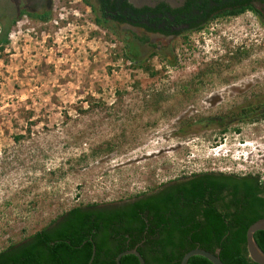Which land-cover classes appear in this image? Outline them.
<instances>
[{"label":"rangeland","instance_id":"obj_1","mask_svg":"<svg viewBox=\"0 0 264 264\" xmlns=\"http://www.w3.org/2000/svg\"><path fill=\"white\" fill-rule=\"evenodd\" d=\"M36 1L19 3L50 6L49 21L20 18L0 51V250L73 207L119 204L191 174L264 181V115L241 118L264 106V17L213 22L160 56L141 47L136 68L89 4ZM16 2L0 0V27Z\"/></svg>","mask_w":264,"mask_h":264},{"label":"trees","instance_id":"obj_2","mask_svg":"<svg viewBox=\"0 0 264 264\" xmlns=\"http://www.w3.org/2000/svg\"><path fill=\"white\" fill-rule=\"evenodd\" d=\"M19 1L16 2L17 16L0 27V51L8 45L11 25L20 18L26 16L41 23L51 18L50 6L42 12L38 8L41 13H32ZM238 1L228 0L229 6ZM252 1L243 0L245 7L225 16L256 14L250 4ZM95 24L103 29L99 20H95ZM137 56L129 51L128 45L124 47V59L133 67L142 68ZM241 115L243 121V118L251 120L255 115L263 116L264 106L244 108ZM194 124L184 125L183 130ZM217 124L225 125L222 121ZM114 146L108 144L104 150L111 151ZM102 152L96 150L90 156L95 159ZM10 204L6 201L4 206ZM26 205L27 209L34 210L38 203L30 201ZM262 218L264 181L258 175L195 173L170 180L150 193H139L119 204L73 207L19 242L6 239L8 245L0 250V264H88L93 249L91 264H116L120 253L132 249L139 252L145 264H180L182 257L196 248L218 253L223 264H255L248 258L245 235L248 227ZM9 223L6 219L5 226ZM254 240L264 253V232L255 233ZM120 264L139 263L134 256L127 255L120 259ZM187 264L211 263L194 256Z\"/></svg>","mask_w":264,"mask_h":264},{"label":"flooded vegetation","instance_id":"obj_3","mask_svg":"<svg viewBox=\"0 0 264 264\" xmlns=\"http://www.w3.org/2000/svg\"><path fill=\"white\" fill-rule=\"evenodd\" d=\"M88 4L94 20L120 41L122 49L128 45L129 51L139 54L141 47L148 46L156 56L174 41L189 42L191 35H203L213 22L231 18L225 13L245 7L243 0L233 6L228 0H208L207 4L206 0H147L136 6L131 0H91ZM250 4L257 11L252 14L264 17V3L254 0Z\"/></svg>","mask_w":264,"mask_h":264},{"label":"water","instance_id":"obj_4","mask_svg":"<svg viewBox=\"0 0 264 264\" xmlns=\"http://www.w3.org/2000/svg\"><path fill=\"white\" fill-rule=\"evenodd\" d=\"M146 1L147 0H131V3L136 6L137 4H144ZM257 232H264V218L259 219L253 224H251L248 227L246 231V235H245L246 250H247L248 258L255 264H264V253L262 252V250L259 248V246L254 240V234ZM94 254H95V251L93 249V254L88 264H91L94 258ZM127 255L134 256L137 259L139 264H145L144 259L141 257V255L136 249H132V250H128V251H124L120 253L116 257L115 263L120 264V259L123 256H127ZM194 256L202 257L208 260L211 264H223L218 256V253H210L208 251H205L199 248L193 249L189 251L188 253H186L182 257L180 264H187L188 260Z\"/></svg>","mask_w":264,"mask_h":264}]
</instances>
